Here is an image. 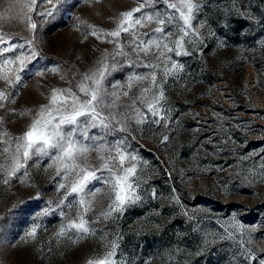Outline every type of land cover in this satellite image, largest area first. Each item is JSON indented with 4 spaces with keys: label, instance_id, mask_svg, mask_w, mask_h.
<instances>
[{
    "label": "rangeland",
    "instance_id": "1",
    "mask_svg": "<svg viewBox=\"0 0 264 264\" xmlns=\"http://www.w3.org/2000/svg\"><path fill=\"white\" fill-rule=\"evenodd\" d=\"M210 1L199 0L202 11L193 21L194 27L204 23L199 29L203 45L197 49L189 46L188 56L169 53L183 65L175 78L168 77L163 84L166 106L171 110L169 118L160 124L137 125L132 120L126 132L116 133L127 136L129 150L147 161L137 172V191L142 193V200L127 206L114 219L91 224L95 235L83 239L58 237L61 225L75 217V209H65L66 215L60 216L57 205L64 191L57 190L62 181L55 165L49 167L47 158L38 164L29 161L25 183L17 179L8 185L0 183V264H88L90 259L103 257L112 240L119 243L118 264H259L264 259V23L250 14L256 8L264 15V0H256L252 7L242 5L241 0ZM24 5L30 6L31 0H0V34L12 38L11 42L33 40L43 58L40 65L59 66L75 90L82 74L94 66L101 53L114 47L92 35L85 38L84 33L90 30L83 22L97 30H113L120 14L139 3L65 0L53 17L36 14L52 7L41 5L40 0L32 12L27 8L22 11ZM241 19L252 26L241 28L238 44L226 42L216 31V25L226 29L232 21ZM30 22L37 24L34 35L28 27ZM156 26L152 23L140 31ZM248 51L253 52L251 57ZM118 59L120 64L125 63ZM145 59L156 63L153 55ZM132 71L127 66L118 67L108 78L110 91H129L106 110L115 113L118 120L133 117L136 107L141 113L147 111L139 100L134 107L133 98L141 96L149 81L135 84L130 90L110 87L117 81L125 85ZM54 87L67 88L69 84L59 74L24 75L15 103L5 102L0 108V132L7 131L12 137L21 135L31 117L16 113L32 109L34 115L41 105L48 104L47 97ZM0 90L10 89L0 81ZM4 147L9 145L0 144V163L7 165L14 144L9 153H3ZM88 160L93 166L99 163L95 153ZM95 187L102 191L94 198L95 211L86 217L90 223L109 204L103 194L107 187ZM44 208L54 211L40 216ZM233 222L243 225L244 231L233 228ZM36 224L35 237L29 236ZM250 255L256 260L248 258Z\"/></svg>",
    "mask_w": 264,
    "mask_h": 264
},
{
    "label": "snow or ice",
    "instance_id": "2",
    "mask_svg": "<svg viewBox=\"0 0 264 264\" xmlns=\"http://www.w3.org/2000/svg\"><path fill=\"white\" fill-rule=\"evenodd\" d=\"M63 3L65 0H55V3L53 0H40L41 5L49 4L52 7L36 14L53 17L60 11L58 5ZM138 3V7L120 14L113 30H97L94 25L83 22L90 30L84 33L85 38L92 35L114 47L112 51L105 49L101 53L94 66L82 74L75 90L59 66L40 65L43 58L39 56L33 40L11 42L12 38L6 39L5 34H0V81L10 89L0 90V108L5 107V102L9 105L15 103V95L18 94V86H23L24 75L43 77L46 73L59 74L60 79L69 84L67 88H52L47 97L48 104L41 105L34 115L32 109L16 113L31 117V123L21 135L12 137L7 131L0 132V144L9 145L3 148V153H9L14 144L8 164L0 163V183L3 185H8L12 179L25 183L29 179V161L38 164L47 158L51 162L49 167L55 165L56 175L62 181L57 190L64 191L57 205L60 216L66 215L65 209L68 212L75 209V217L61 225L56 234L58 237L83 239L95 235L96 230L91 224L114 219L127 206L142 200V193L137 191L140 186L137 172L147 161H141L134 151L129 150L127 136H117L116 133L126 132L132 120L137 125L149 122L160 124L169 118L171 110L166 106L163 84L168 77L175 78L183 70V65L173 60L169 53L177 57L188 56L191 54L187 50L189 46L197 49L203 45L204 38L199 29L204 27V23L200 22L197 27L193 25L202 11L199 0H138ZM36 5L37 0H31V5H24L21 10L27 8L29 12L35 11ZM145 8L151 11H143ZM135 13L141 15L136 17ZM28 19L31 21L30 16ZM152 23L157 26L147 32L140 31ZM28 27L34 35L37 24L30 22ZM149 55L155 56L156 63L145 59ZM118 58L124 59L125 63L120 64ZM124 66L133 69L126 78V84L121 85L117 81L110 84L111 89L130 90L135 84L149 81L148 86L142 89L141 96L133 98L134 107L139 100L147 111L141 113V108L136 107L133 117L122 116L118 120L115 113L106 110L116 105L121 95L128 96L129 91H110L108 78L118 67ZM138 68L148 71H135ZM158 74L162 79L158 80ZM9 111L15 112V109ZM2 126L3 118H0ZM94 129L98 131L93 133ZM5 137L8 139L5 140ZM108 137L114 139L109 140ZM167 140L165 136L164 141ZM91 153H95L99 161L95 166L88 160ZM95 184L107 187V192L103 194L107 196L109 204L90 223L86 217L89 212L95 211L94 198L102 191ZM90 185L93 187L90 188ZM152 196L156 197L155 191ZM52 211L54 209L44 208L39 215L48 216ZM38 227V224L34 225L28 235L35 237ZM232 227L244 231L243 225L236 222L232 223ZM229 237H232V233H229ZM106 247L103 257L90 259L88 264H118V241H109ZM248 258L256 260L255 255ZM259 264H264V259H260Z\"/></svg>",
    "mask_w": 264,
    "mask_h": 264
},
{
    "label": "trees",
    "instance_id": "3",
    "mask_svg": "<svg viewBox=\"0 0 264 264\" xmlns=\"http://www.w3.org/2000/svg\"><path fill=\"white\" fill-rule=\"evenodd\" d=\"M219 1L220 0H211L210 2L217 3ZM240 3L242 5L247 4L250 7H252L253 5L257 4V1L256 0H241ZM251 12L252 13L250 14L253 18L260 21V23H264V15L261 13V11L257 10L256 8L255 9L252 8ZM239 22H242V23H239ZM245 25H251V23H249L247 19H241V20L232 21V23H230L226 29H223L220 27L217 28V25L215 27H216V31L218 32V34L221 35L226 40V42L230 44H238L241 40V33H242L241 28ZM252 53H253L252 51H248V53L246 54L251 57Z\"/></svg>",
    "mask_w": 264,
    "mask_h": 264
}]
</instances>
